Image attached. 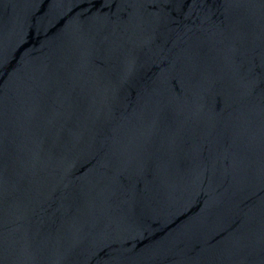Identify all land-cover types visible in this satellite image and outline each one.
Here are the masks:
<instances>
[{
	"label": "water",
	"instance_id": "obj_1",
	"mask_svg": "<svg viewBox=\"0 0 264 264\" xmlns=\"http://www.w3.org/2000/svg\"><path fill=\"white\" fill-rule=\"evenodd\" d=\"M0 264H264V0H0Z\"/></svg>",
	"mask_w": 264,
	"mask_h": 264
}]
</instances>
